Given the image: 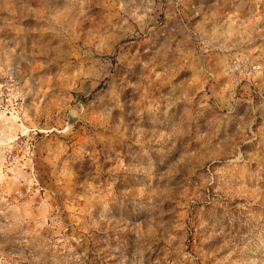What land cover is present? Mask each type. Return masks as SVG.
<instances>
[{
    "label": "rangeland",
    "instance_id": "374dc122",
    "mask_svg": "<svg viewBox=\"0 0 264 264\" xmlns=\"http://www.w3.org/2000/svg\"><path fill=\"white\" fill-rule=\"evenodd\" d=\"M150 10L0 0V264H264V0Z\"/></svg>",
    "mask_w": 264,
    "mask_h": 264
},
{
    "label": "built area",
    "instance_id": "2783aa9c",
    "mask_svg": "<svg viewBox=\"0 0 264 264\" xmlns=\"http://www.w3.org/2000/svg\"><path fill=\"white\" fill-rule=\"evenodd\" d=\"M130 2L147 3L151 7L153 13L156 14L157 28H167L170 32L188 34L197 36L199 30L189 20L191 17L187 12L188 3L190 0H129ZM159 21V22H158ZM260 70L259 65L252 64L247 60L233 59L228 65L226 74L232 77H239L250 80V75L257 73ZM210 79L215 76L208 72ZM246 77V78H245Z\"/></svg>",
    "mask_w": 264,
    "mask_h": 264
}]
</instances>
